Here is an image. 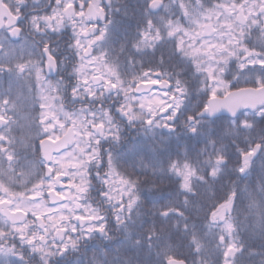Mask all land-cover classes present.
<instances>
[{
  "label": "snow or ice",
  "instance_id": "6c2138e0",
  "mask_svg": "<svg viewBox=\"0 0 264 264\" xmlns=\"http://www.w3.org/2000/svg\"><path fill=\"white\" fill-rule=\"evenodd\" d=\"M256 256L264 0H0V264Z\"/></svg>",
  "mask_w": 264,
  "mask_h": 264
},
{
  "label": "trees",
  "instance_id": "16d2710c",
  "mask_svg": "<svg viewBox=\"0 0 264 264\" xmlns=\"http://www.w3.org/2000/svg\"><path fill=\"white\" fill-rule=\"evenodd\" d=\"M125 2V0H121V3ZM130 3L134 2V0H129ZM70 31V29H69ZM245 85L241 84L240 87H244ZM258 119V117H257ZM253 179L255 180L256 177L254 176ZM248 183V181H244L242 182L241 186L243 187L244 184ZM162 188V190L167 193L169 192L171 189L169 188L168 186V182L166 181L163 185L160 186ZM145 210L151 208V205L150 204H145L144 206ZM249 242H253L251 239H249ZM256 244H259V241L256 240L254 241ZM185 251L187 250L186 248L184 249ZM206 255H208V258L209 259H215V254L214 253H209L207 250H206ZM260 260V257L259 256H256V257H253L251 260H247L245 262V264H258V261Z\"/></svg>",
  "mask_w": 264,
  "mask_h": 264
},
{
  "label": "water",
  "instance_id": "95a60500",
  "mask_svg": "<svg viewBox=\"0 0 264 264\" xmlns=\"http://www.w3.org/2000/svg\"><path fill=\"white\" fill-rule=\"evenodd\" d=\"M224 115H228L227 113H224Z\"/></svg>",
  "mask_w": 264,
  "mask_h": 264
}]
</instances>
